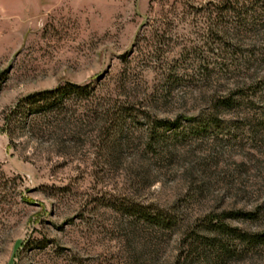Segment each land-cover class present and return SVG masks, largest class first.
<instances>
[{
  "label": "rangeland",
  "instance_id": "1",
  "mask_svg": "<svg viewBox=\"0 0 264 264\" xmlns=\"http://www.w3.org/2000/svg\"><path fill=\"white\" fill-rule=\"evenodd\" d=\"M220 242L212 264H264V0H0V264Z\"/></svg>",
  "mask_w": 264,
  "mask_h": 264
},
{
  "label": "trees",
  "instance_id": "2",
  "mask_svg": "<svg viewBox=\"0 0 264 264\" xmlns=\"http://www.w3.org/2000/svg\"><path fill=\"white\" fill-rule=\"evenodd\" d=\"M81 90L83 89L81 86L75 84H67L65 87H58L52 90H44L39 91L34 94L28 95L27 97L23 98L18 102L15 107V114H18L21 110L27 109L31 113H41V114H48L51 109H60L63 105V95L67 91L72 90ZM220 230L223 231H230V233H236V229H231L228 226L222 225ZM244 237V236H243ZM216 248L215 252H212V257L208 259V263L212 264V262H217L223 260L221 256L222 253L226 251L225 243H218L213 245Z\"/></svg>",
  "mask_w": 264,
  "mask_h": 264
}]
</instances>
